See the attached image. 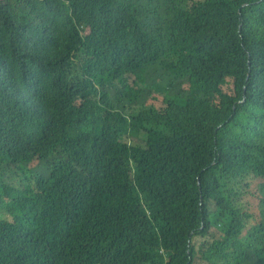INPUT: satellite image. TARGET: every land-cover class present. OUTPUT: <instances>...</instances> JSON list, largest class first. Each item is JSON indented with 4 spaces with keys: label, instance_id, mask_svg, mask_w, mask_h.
I'll return each mask as SVG.
<instances>
[{
    "label": "trees",
    "instance_id": "trees-1",
    "mask_svg": "<svg viewBox=\"0 0 264 264\" xmlns=\"http://www.w3.org/2000/svg\"><path fill=\"white\" fill-rule=\"evenodd\" d=\"M263 82L264 0H0V264H264Z\"/></svg>",
    "mask_w": 264,
    "mask_h": 264
},
{
    "label": "bare ground",
    "instance_id": "bare-ground-1",
    "mask_svg": "<svg viewBox=\"0 0 264 264\" xmlns=\"http://www.w3.org/2000/svg\"><path fill=\"white\" fill-rule=\"evenodd\" d=\"M231 26H232V24H231ZM242 26H243V25H242ZM228 28H229V27H228ZM239 29H240V28H239ZM230 32H231V31H230ZM246 35H247V34H246ZM244 36H245V34H244ZM244 36H243V38H244ZM238 37H239V36H238ZM263 83H264V82H263ZM37 123H38V122H37ZM51 166H52V165H51ZM52 167H53V166H52ZM52 167H51V168H52ZM63 170H64V169H63ZM250 183H251V182H250ZM83 184H84V183H83ZM79 185H80V184H79ZM248 185H249V183H248ZM250 186H251V185H250ZM79 194H80V193H79ZM73 195H74V193H73ZM83 195H84V194H83ZM241 198H242V197H241ZM258 199H259V198H258ZM82 201H83V200H82ZM66 202H67V201H66ZM69 202H70V201H69ZM72 204H73V203H72ZM77 207L79 208V206H77ZM74 208H75V207H74ZM80 211H81V210H80ZM112 211H113V210H112ZM245 212H246V211H245ZM245 212H244V213H245ZM83 216H84V215H83ZM151 218L153 219V217H151ZM156 218H157V217H156ZM154 219H155V218H154ZM254 221H255V220H254ZM103 222H104V221H103ZM107 222H108V221H107ZM170 222H171V221H170ZM98 224H99V223H98ZM95 226H96V225H95ZM97 227H99V226H97ZM102 227H103V226H102ZM102 227H101V228H102ZM86 228H87V227H86ZM93 228H94V227H93ZM98 231H99V230H98ZM244 231H245V230H244ZM76 232H77V231H76ZM122 232H123V231H122ZM245 232H246V231H245ZM245 232H244V233H245ZM81 233L83 234V232H80V234H81ZM84 233H85V232H84ZM242 233H243V232H242ZM97 234H98V232H97ZM86 235H87V233H85L84 236H86ZM245 235H246V234H245ZM245 235H244V236H245ZM251 235H252V234H251ZM116 236H117V235H116ZM242 236H243V235H242ZM252 236H253V235H252ZM117 237H118V236H117ZM250 237H251V236H250ZM116 239H117V238H116ZM116 239H115V240H116ZM115 240H113L114 243H115ZM117 240H118V239H117ZM100 241H101V240H100ZM96 242H97V241H96ZM101 242H102V241H101ZM90 244H92V243H90ZM99 244H100V242H99ZM99 244H98V245H99ZM92 246H93V245H92ZM96 247H97V246H96ZM24 252H26V251H24ZM29 253H30V252H29ZM12 255H13V254H12ZM23 255H24V253H23ZM13 256H14V255H13ZM27 256H28V255H27ZM36 256H37V255H35V257H36ZM38 257H39V256H38ZM38 257H37V258H38ZM23 258H24V257H23ZM23 258H22V259H23ZM29 258H30V257H29ZM18 259H19V258H18ZM26 259H27V258H26ZM24 260H25V259H24ZM26 261H27V260H26ZM19 262H20V260H19ZM30 262H31V261H30ZM14 263H15V262H14ZM23 263H26V262L23 261ZM11 264H12V263H11ZM15 264H16V263H15ZM20 264H21V263H20ZM29 264H31V263H29Z\"/></svg>",
    "mask_w": 264,
    "mask_h": 264
},
{
    "label": "rangeland",
    "instance_id": "rangeland-1",
    "mask_svg": "<svg viewBox=\"0 0 264 264\" xmlns=\"http://www.w3.org/2000/svg\"><path fill=\"white\" fill-rule=\"evenodd\" d=\"M153 92H155V91H153ZM258 186V185H257ZM258 192H257V194L261 197V190H258V189H256ZM259 197V198H260ZM260 202H261V200H259L258 198H255V199H252V205H253V209L257 212V213H259V210L261 209V204H260Z\"/></svg>",
    "mask_w": 264,
    "mask_h": 264
}]
</instances>
